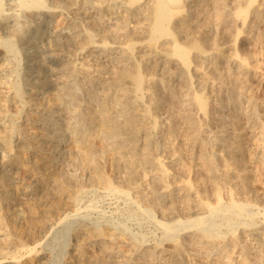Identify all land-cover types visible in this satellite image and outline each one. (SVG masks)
Segmentation results:
<instances>
[{
	"label": "bare ground",
	"instance_id": "6f19581e",
	"mask_svg": "<svg viewBox=\"0 0 264 264\" xmlns=\"http://www.w3.org/2000/svg\"><path fill=\"white\" fill-rule=\"evenodd\" d=\"M0 29V264L34 250L16 225L75 222L57 212L68 186L154 228L73 227L66 245L94 248L90 264H264V0H0ZM44 40L71 53L52 66ZM203 165L208 191L190 179Z\"/></svg>",
	"mask_w": 264,
	"mask_h": 264
},
{
	"label": "rangeland",
	"instance_id": "374dc122",
	"mask_svg": "<svg viewBox=\"0 0 264 264\" xmlns=\"http://www.w3.org/2000/svg\"><path fill=\"white\" fill-rule=\"evenodd\" d=\"M73 14V13H72ZM92 18V17H91ZM92 19H94V20H92ZM92 19H88V22H87V25L88 26H90V27H93L94 29H95V27L97 28V27H101V25L103 24L102 22V20H98V18L95 16V17H93ZM95 19H97V20H95ZM91 20V21H90ZM99 21V22H98ZM92 22H93V24H92ZM53 23H55V21H53ZM97 24V26H96V24ZM100 23V24H99ZM94 25V26H93ZM99 25V26H98ZM92 28V29H93ZM104 30H106L105 28H104ZM0 31L1 32H3V33H1L0 32V35H1V37H3V38H5L6 36H7V32H6V29H0ZM4 33H6V34H4ZM4 35H6V36H4ZM37 41V40H36ZM23 44H25L24 43V40H22L21 41ZM21 42H16V46H18V48L20 47V49H22V52H23V50H26L25 49V46L26 45H23ZM43 42H45L44 44H43ZM41 43V44H40ZM40 43L36 46V48L38 49V51H40V52H43V53H41V54H45L46 52H48V51H51L52 53L54 52V54L56 55V56H60V57H57V58H55V62H54V64L52 65V66H57V64H59L60 62H61V60H60V58L62 59V55H67V52L69 51L70 53H71V51H70V49L72 48L71 46H69L68 44L69 43H63V42H61L62 43V45H61V43L59 42V43H49L48 41H46V40H44V41H40ZM48 43V44H47ZM19 44H20V46H19ZM55 44V45H54ZM65 44H67V46L65 45ZM44 45V46H43ZM48 45H49V47H48ZM60 46V47H58V46ZM21 46H24V47H21ZM41 47H42V50H41ZM68 47H69V49H68ZM49 48V49H48ZM60 48V49H59ZM47 49V50H46ZM52 49V50H51ZM56 49V50H55ZM65 50V51H64ZM58 54H57V53ZM62 53V54H61ZM2 54H3V50H2V48H0V57L2 56ZM22 57H23V59H22V62H23V66L25 65L24 63H26L25 62V60H28V57L25 55V54H23L22 53ZM60 61V62H59ZM47 86V87H46ZM49 86V87H48ZM52 86V87H51ZM42 87H44L42 90H43V92H44V94H45V96H47L48 98H50L52 95H53V93H54V87H53V83H51V82H47V83H44L43 84V86ZM50 97H49V96ZM176 121H178V120H176ZM99 144H101V143H99ZM102 145V144H101ZM110 154H108V157H110L109 156ZM120 162H118V161H116V164H118V167H120V165H122L121 163L119 164ZM204 166V167H203ZM202 167L201 166H199V168H197V170L196 171H198V172H196V171H194V172H196V173H191L190 174V179L192 180V182H193V184H195V185H197V186H200V185H202V187H199L200 189L202 188V189H204V190H207L208 191V189L210 188V185L211 184H208V183H211V182H208V181H211V179L209 178V173L207 172L208 170H206L207 168H206V166L205 165H203ZM107 167H109V166H106L105 168H104V171H101V172H103L104 174H109V168H107ZM201 167V168H200ZM69 168H71V169H75V168H77V165H75V164H70L69 165ZM202 169L204 170V171H202ZM23 170V171H22ZM77 170V169H76ZM199 172H200V174H199ZM198 173V174H197ZM203 173H204V175H203ZM19 174H20V176H26L25 175V171H24V169L23 168H20V170H19ZM24 174V175H23ZM193 174V175H192ZM197 174V176H195ZM205 174L207 175V176H205ZM12 175H14V174H12ZM203 176H205V177H203ZM196 178V180H195V178ZM208 179V180H207ZM118 180H120V178L118 179ZM196 181V182H195ZM207 181V182H206ZM206 182V183H205ZM259 182H261V180L260 179H258V185H257V188H258V190H260V185H259ZM206 185H205V184ZM207 186V187H206ZM209 187V188H208ZM71 188V189H70ZM86 188V189H85ZM75 189V190H74ZM77 189V190H76ZM65 191L67 190V192H64V195L62 196L64 199H62V201H60L59 203H58V205H57V208H58V210H57V212L60 210L61 211V209L63 208V207H69L70 205H71V209H72V211L73 212H75L76 213V217H78V218H75L76 220H75V222L74 223H71V226L70 227H66L65 226V224H63L62 226H57L56 228H54L55 230H45L44 232H41L40 230H39V226H40V218H37V217H34V219L33 220H26L25 221V223L23 222L22 224H19V226L18 225H16L15 227H14V230L13 231H15L16 232V234L18 235V238L22 241V243H25V244H27L28 246H31V247H33L34 246V250L32 251V252H30V253H28V252H23V251H20L19 253H18V255L19 256H23L22 257V263L21 264H43V263H46V264H58V263H60V264H68V262L70 261V260H75V261H77V262H75V264H78V263H82V264H90V261H92L91 259L92 258H94V256H95V253H94V248H89V249H87L86 250V252L85 253H82V256H80V257H78L77 256V253L76 252H74L75 250H73V248L72 247H70L69 245L67 246L66 245V241H67V238L68 237H70L71 235V233H73L72 231V228L74 227V228H76V226L77 225H79V224H90V223H95V220H96V222H108L107 220H109L110 222L112 221V223H114V225L115 224H117L118 226L117 227H122L121 225H126V226H128L129 227V229H130V231L131 232H134V231H136V232H142L143 231V233H145V234H147L148 233V235H149V237H151V236H153V231H154V228L151 226L150 227V225H149V223L147 222V216H145L144 214H141L142 212H140V210H137L132 204H129L130 202H128L127 200L125 201L123 198H120V197H115L114 195V197L112 196V194H109V193H105V192H103V191H93L92 189H90V187H84V190H82V191H80L77 187H74V186H68V187H66V189H64ZM69 190V191H68ZM80 191V192H79ZM86 192V193H85ZM93 192V193H92ZM104 193V194H103ZM97 194L99 195V196H97ZM89 195V196H88ZM93 195V196H92ZM105 195H107V196H105ZM65 196L66 197H74V198H76V200H75V202H71L70 200H71V198L70 199H65ZM109 196H111L110 198H109ZM93 199H92V198ZM100 197V198H99ZM92 199V200H91ZM112 199V200H111ZM114 199V200H113ZM116 199V200H115ZM118 199V200H117ZM66 201L67 203H65V202H63V201ZM110 200V201H109ZM120 200V201H119ZM81 201H82V203H81ZM84 201V202H83ZM108 201H109V206H108ZM117 201V202H116ZM90 202H92V203H94V204H92V203H90ZM98 202V203H97ZM101 202H103V203H101ZM107 204H106V203ZM112 202H116V203H112ZM120 202V203H119ZM125 202V203H124ZM33 204H31V202H29V203H26L25 204V206H27L28 204V206H30V207H33V208H36V206H37V203L36 202H32ZM63 203H65V204H63ZM90 203V204H89ZM115 204H117L116 206H118V204H119V206L118 207H115ZM121 204H123V205H121ZM92 205V206H91ZM114 205V206H113ZM131 205V206H130ZM60 206V207H59ZM78 206V207H77ZM88 206H90L89 208H87ZM93 206H95V207H93ZM86 207V208H85ZM106 207V208H105ZM121 207H124V208H121ZM127 207V208H126ZM80 208V209H79ZM81 208L83 209V210H81ZM85 208V209H84ZM93 208V209H92ZM111 208H113V209H111ZM117 208V209H116ZM120 208V209H119ZM79 209V210H78ZM94 209H98L96 212L94 211ZM108 209V210H107ZM110 209V210H109ZM133 211H132V210ZM74 210H77V212L76 211H74ZM112 210H113V212H112ZM116 210H117V212H119V213H117L116 212ZM129 210H131V211H129ZM102 211V212H101ZM111 211V212H110ZM125 211V212H124ZM128 211V212H127ZM137 211V212H136ZM81 212H83V213H81ZM93 212H95V214H93ZM98 212V213H97ZM115 212V213H114ZM127 212V213H126ZM133 212H135V213H133ZM79 213V214H78ZM102 213V214H101ZM105 213V214H104ZM109 214V216H108V214ZM123 213V214H122ZM137 213V214H136ZM84 214H86V215H84ZM101 214V215H100ZM140 214V215H139ZM78 215V216H77ZM88 215V216H87ZM143 215V218L145 217V219H141L142 216ZM104 218H103V217ZM129 216V217H128ZM136 216V217H135ZM83 219H82V218ZM86 217V218H85ZM94 217H96V218H94ZM101 217L103 218V219H101ZM116 217V218H115ZM122 217V218H121ZM126 217V218H125ZM133 217H134V219H133ZM89 218H91V221H93V222H89ZM114 218V219H113ZM121 218V219H120ZM137 220H136V219ZM79 219V220H78ZM118 219V220H117ZM97 220H99V221H97ZM115 220V221H114ZM122 220V221H121ZM128 220H130V221H128ZM140 222H139V221ZM116 221H118V222H116ZM126 221H128V222H126ZM133 221V222H132ZM144 221V222H143ZM36 222V223H35ZM77 222H80V223H77ZM120 223H121V225H120ZM140 223H142V224H140ZM145 223H147V224H145ZM32 224V225H31ZM73 224H75V225H73ZM128 224V225H127ZM139 224V225H138ZM145 224V225H144ZM123 225V226H124ZM141 225V226H140ZM23 226V227H22ZM116 226V225H115ZM136 226V227H135ZM61 227V228H60ZM67 229H66V228ZM131 227V228H130ZM144 227V228H143ZM146 227V228H145ZM136 228V229H135ZM140 228V229H139ZM60 229V230H59ZM63 229V230H62ZM65 229V230H64ZM152 231H151V230ZM71 230V231H70ZM142 230V231H141ZM147 232H146V231ZM65 231H67V232H65ZM40 232V233H39ZM69 232V233H68ZM135 232V233H136ZM53 234V235H52ZM55 234H57V235H55ZM30 235V236H29ZM68 235H70V236H68ZM40 236H41V238H40ZM55 236V237H54ZM59 236V237H58ZM63 236H65L64 238H62ZM38 237V238H37ZM33 238V239H32ZM44 238V239H43ZM55 238V239H54ZM42 239V240H41ZM55 240V241H54ZM37 241V242H36ZM39 241V242H38ZM63 242V243H60V242ZM40 242H42V243H40ZM73 242L75 243V240H73ZM35 243V244H34ZM40 243V244H39ZM34 244V245H33ZM39 244V245H38ZM44 245V246H43ZM51 245V246H50ZM49 246V247H48ZM46 247V248H45ZM66 247V249H64ZM48 248V249H47ZM52 249V250H49V249ZM61 248H62V250H61ZM44 249V250H43ZM91 249V250H90ZM67 250H68V252H67ZM90 250V252H88ZM33 252H35V253H33ZM39 252V253H38ZM51 252V253H50ZM52 252H53V254H52ZM62 252V253H61ZM74 252V253H73ZM93 252V253H92ZM64 253H66V255L64 254ZM69 253V254H68ZM73 255H72V254ZM87 253V254H86ZM46 254V255H45ZM52 254V255H51ZM59 254V255H58ZM62 254V257L60 256ZM74 254L76 255V256H74ZM26 255V256H25ZM38 255V256H37ZM44 255V258H41V256H43ZM57 255H58V257H57ZM65 255V256H64ZM69 255V256H68ZM71 255V256H70ZM86 255V256H85ZM88 255V256H87ZM58 258H56V257ZM67 259H66V258ZM72 259H71V258ZM85 257V258H84ZM87 257V258H86ZM90 257H91V259H90ZM96 257V256H95ZM48 258H50V259H48ZM52 258V259H51ZM61 258H63V259H61ZM70 258V259H69ZM77 258V259H76ZM31 259L33 260V261H31ZM55 260V261H54ZM65 260V261H64ZM89 260V261H88ZM4 260H0V262H3ZM5 261H11V258H7V259H5ZM4 261V262H5ZM29 261V262H28ZM40 261V262H39ZM59 261V262H58ZM66 261H67V263H66ZM78 261H80V262H78ZM85 261V262H84ZM53 262V263H52Z\"/></svg>",
	"mask_w": 264,
	"mask_h": 264
}]
</instances>
